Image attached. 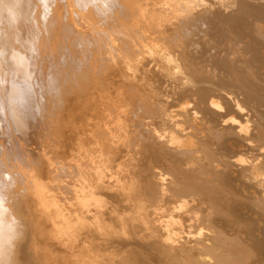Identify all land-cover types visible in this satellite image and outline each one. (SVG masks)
<instances>
[{
  "label": "bare ground",
  "instance_id": "bare-ground-1",
  "mask_svg": "<svg viewBox=\"0 0 264 264\" xmlns=\"http://www.w3.org/2000/svg\"><path fill=\"white\" fill-rule=\"evenodd\" d=\"M190 1L191 0H0V264H51V262L53 263L56 260L58 262V259L64 261L66 264H97L93 262V260H95V257L93 258L92 254L98 251V247L94 246L96 242L93 240L92 236H95L96 239H99V236L108 235V234H109L108 236H111V240L109 239L112 244L111 252L114 253V252L122 251L126 253L127 256L125 257V259L127 261V264H149V261L151 259L150 255L155 254L153 251L154 246L158 244L161 247L160 249L165 253V257H166L165 259L167 260V264H259L261 262H264V256L262 255L261 256L263 259L258 258V257H256V259L253 258L254 253H252L253 251L249 249L250 246H248L249 247L248 248L246 244L242 242V240L239 239L238 234L240 233L235 235V232L231 234L230 232H228V230H226V227L229 226V224L233 221L235 217L234 214L231 215L230 212L228 211L229 210L228 206L230 204L229 202L232 200L229 197V195L231 196V194L228 193L229 186L227 187L226 185L224 184L222 185L221 183L215 184L216 182L214 183V181L209 177V175L208 176L207 175L205 176L204 174L202 175V173H207L208 171H212L213 175H215L213 171H216V172L218 171L217 164H219V163H215L216 160L220 158L221 154L223 153L225 154V152H227L229 149L234 148V145H233L235 142L234 139H240L242 136H245L249 133L250 136L248 135H247L248 137L246 136L247 137L246 141L247 140L253 141L257 139L263 142L264 141V130H263L264 119L261 116H258V117L256 116L257 123L256 124L253 123L255 125L254 129L252 128L253 131L248 132L249 130L247 131V129L245 128L246 124L249 121L248 118L243 119L241 115L239 116V114H236L238 116H234V113H232L233 115H230V116H224L223 115L224 113L220 112L224 117L222 116L223 118L222 119L217 114L219 117L217 118L218 119L221 118L220 122L222 123V125L224 126L227 125V127L225 126V128H222L223 131H221L224 133V135L220 134L222 135V137H220V135L218 134L214 135L213 137H211V140H209L211 142L209 141L204 142L203 141L204 138L203 139L201 138L202 142L200 144H198L200 140L198 142L194 141L198 145H196V147L194 148L191 147L192 149L188 150L189 152V154L187 155L188 157L183 159L182 156H180L181 159L184 160V162L187 159L186 160L187 163L185 166H182L184 165L182 164L183 162L181 164L177 163L176 158L174 159L175 162L169 161V159L173 157L171 156V152L169 151L168 153H170L169 156L171 157L167 159L168 161H166V166H165L167 169L166 172L162 173L161 171L159 172V171H156L157 169L153 170L152 168L153 175L151 178L148 177V179H144L143 181L140 178L141 180L140 182H133V181H130L129 179L128 184L130 185V190L132 194H130V196H127V197L126 195H123L125 203L123 206L124 208L122 207L125 211L127 212L129 211V217L124 214L125 217L121 218L120 224L118 225L121 228L120 232H118L116 228L113 229L111 227L113 231L111 232L105 231L104 233V229H106L105 228L106 223L104 224L102 210L98 209L97 207L93 209H91L92 207L90 208L92 204H95V205L97 204L96 200L93 198L94 197L93 193L89 191V188L94 186V183L92 181L96 179L97 174L94 172L93 170L94 168H91L90 166L91 164L89 165L86 163L89 160V158H86V156H81L80 154H77V155L75 154L73 156L71 155L70 161H67L66 163H64L63 172L61 174H63V181L65 184L64 185L65 189L61 187L64 190L63 196L61 198L58 195L52 193V188L50 187L49 184L44 183L43 181L44 178L41 177L40 172H39V170H41V168L43 167L42 169L43 171L41 170L43 174L42 173L41 174L45 175L44 176L45 179H48L51 175L50 160L47 155L49 154V152L46 153V151L44 150L45 145L44 147H42V145L34 146L35 145L34 143L36 141L39 144L40 135H38L37 132L41 129L40 128L39 130H37L39 126H36V125H39V121H40L37 119V116L40 114L39 115L40 118H42L44 124H46L48 121L50 122L52 116L54 118L57 111L58 112L61 111V113L64 112V114H67L71 112L72 109L75 108L73 106L75 103L74 100L78 99V97L81 94L85 95V97L90 98L91 101L95 100V102L97 101V103L101 102L100 100L105 97H102L100 94L97 95V91H96L97 87L99 86V84H101V86H103V83L107 84L105 81L107 78L108 79L110 78L109 74L113 73V71L115 70V66L116 68L118 67L117 66V64H119L118 61L123 62L125 67L128 69L131 67L130 62L132 60H136V59L138 60V56H144V55L148 56L149 55L151 60H156V54L163 47H165L166 40H168V38L170 37L169 34H166L167 30L174 31L176 30V28L182 26L184 24L183 22H186L185 24L187 25V21L191 19L193 15L196 14L194 12L196 7L191 6ZM259 1L260 0H258V2ZM256 4H258L257 6L260 5L259 3H256ZM251 6H254V5H250V7L249 6L247 7L249 8L250 11L254 10V8H257L254 10L256 11V14L260 12V15H264L263 14L264 11L263 13H262V10L258 11L260 10V8L261 9L264 8V6L262 7V5H260L261 6V7L259 6L260 8L254 6L253 9ZM220 7L222 6L220 5ZM240 8H242V6H240ZM245 10L248 11V9H245ZM241 12H243V10ZM239 14L240 13L238 12V15ZM242 15H239V16L242 17ZM236 16L234 18H236ZM247 17L251 18L250 15H248ZM188 22H190V20ZM236 25H237V22H236ZM238 30H241V26L238 27ZM177 33H179V31H177ZM245 33L246 32H244V35ZM235 40L238 41L237 39ZM235 40H232V43ZM171 42L175 43V39H172ZM172 43H171L172 45L171 47H173ZM236 43H235V46L237 47ZM217 44L218 43H216V45ZM209 45L211 46V44ZM251 45L252 44H250V46ZM248 47H249V44H248ZM231 49H230L231 51L236 50V49L233 50V48ZM223 50L225 53L226 50L225 49ZM202 51L207 52V50L204 51L203 48H202ZM220 51L221 50L217 51V55L219 56H220V53H223ZM168 52H167L168 56L165 59L166 63L162 61L163 62L162 65L164 69L165 67L168 69L167 62L169 61L176 62V58H173V55H172V52H174V50L169 49ZM218 52L220 53L218 54ZM252 52H253L252 56L255 61H262V57H261L262 54L260 55V51H259V54L255 50L254 51L252 50ZM204 56H205V53H204ZM223 56L225 59V54ZM202 58L204 59L203 56ZM222 58L223 57H221L219 60V63H220L219 66L222 65V62H221ZM227 58H226V61H227ZM148 59H146L145 62H147ZM203 61H206V60H203ZM226 61L223 64L229 65L228 63L229 60L228 62ZM148 62L151 63L152 61H148ZM214 62L215 64L217 63L216 65H218V62L216 61ZM159 64L161 63L159 62ZM211 64L209 63V65ZM223 66L224 65H222V67ZM183 67L185 68L189 66H183ZM216 67L217 69L220 68L218 66ZM222 67H221L222 70L226 69ZM217 69L215 68V70ZM129 70L131 71V69ZM129 70L127 71L130 72ZM137 70L135 69V71ZM209 70L211 71L212 69H209ZM230 70L233 71V69H230ZM189 71L190 70H188V72ZM234 71L236 72L235 69ZM180 73L184 74L182 70ZM138 74L139 73H137L138 78H139V75L141 77L142 74H139V75ZM145 74H146V71H145ZM191 74H193V76L195 75L197 79H200L196 81H198L200 85L202 84V86H200L201 87L200 89L198 90L196 89L197 90L196 92L194 90L195 92L194 96H196L199 99L197 100L198 104L199 102L200 104H205L206 109L208 108L207 112L209 111L208 113H210V115L214 117V112H216L217 110L214 111L212 114L211 109L213 110L216 108L217 106L216 101L212 97H207L206 95L209 92L208 90L211 91V89H213V86L207 84V81L203 79L204 77H206L204 76V73H196V72H193L192 70ZM211 74H213V72ZM228 74L229 72H227L226 76H229ZM119 75L120 76L122 75L123 77L124 72L122 70L119 71ZM221 76L222 74L220 75V77ZM230 76H229L230 79H232V76H233V79H235L234 74H231ZM124 77H127V76L124 75ZM144 78H143V81H144ZM226 78L227 77H225L224 79L228 81ZM218 79H220L221 81V78H218ZM135 80H137V78ZM139 81L140 80L138 79L137 84L139 83ZM247 81H249V79ZM135 82L136 81H134V83ZM208 82L210 83V81ZM111 85L108 84V86H111ZM120 85L121 84H119V86ZM135 87H138V86H135ZM217 87H214V89L216 88L215 89L216 91H217ZM255 87H257V84L255 86L253 84L252 86L251 84L245 83L242 86V89L246 93V95L257 98L259 102L262 100L263 96L261 97L260 92H259L260 86L258 90ZM146 90H147V93L144 94V96L139 98L140 102L138 101L139 103L137 107L140 110H142L143 113L148 114L149 116L150 115L154 116L155 114L159 115L157 113H160V112L162 114V111H160L161 107L159 105L161 104L159 103L161 101H158V98H159L158 95L160 93L157 94L158 91L156 92V89L152 86V83L151 85L149 84L148 89ZM238 90H239V87H238ZM191 91L189 92L190 94H192ZM221 92L223 93V90H221ZM225 93L226 92L224 91V94ZM227 95L228 94H225V99H227L226 98ZM95 96H98V99L95 98ZM227 97L229 99V95ZM70 100H71L70 103L73 104V105L71 104L72 106H70V103H68ZM63 101H65L66 104ZM61 102H63V104ZM87 102H86L85 107L87 106ZM237 102L236 104L234 103L235 108L233 109V111L235 110L241 113V106L238 104L239 102L238 103ZM101 104L102 103H100L99 105ZM198 104L196 103V105ZM78 105H80V103H78ZM81 106H82V103H81ZM226 106H224L225 109L223 108V112L226 110L227 108ZM79 107L80 106H78L77 110H79L78 112H81L82 110L80 111ZM171 107L174 109L173 106ZM228 107H231V106L229 105ZM106 108L109 109L110 106L109 107L107 106ZM112 110L114 111V108H112ZM252 110L254 109L252 108L250 112H252ZM74 111L73 113H75ZM177 113L175 115H177ZM253 113H250L249 115ZM79 114H82V113H79ZM57 115H58L57 117L55 116L56 119L59 117L58 113ZM74 115H75L74 117H77V118L79 117V115L77 116L76 113ZM166 115H167V112H166ZM180 115L182 116V114ZM196 115H197V112L196 111L193 112L192 115L190 116L191 117L190 121L194 120V117H196ZM200 115L202 114L200 113ZM225 115H228V114H225ZM102 116L105 117L106 115L102 114ZM208 116L209 114L207 115V117ZM244 116L246 115H244V111H243V117ZM253 116L255 115L253 114ZM166 117L168 118V116ZM148 118H150V121L151 119L153 120L152 116ZM197 118L198 117H196V119ZM65 119L66 118L64 117L63 119L64 121H62V123L63 122L65 123ZM79 119L80 118H78V120ZM164 119L165 117L162 119L163 122L161 121V119H159L160 121L158 120L159 123L156 121L157 124H161L163 125V127H165L167 125L166 124L167 121L164 126ZM183 119H184V115H183ZM142 120H144V118H142ZM184 120L186 121L187 119H184ZM72 121L74 122V120ZM178 121L179 122L176 123V125L180 123L181 119ZM151 123H152L151 125H153V121ZM202 123H203L202 125L199 123L198 124L201 125L203 128V125L205 126L204 124L205 122L203 121ZM146 124H150V123H146ZM187 124L189 125V123ZM192 124L197 125L195 123H192ZM207 124L209 123H206V125ZM154 125H155L154 127H156V123ZM215 125H214L215 129L219 128V127L216 128ZM34 127H37L36 130H34ZM167 127H169V125ZM148 128L149 126L147 127V129ZM186 128L189 129V127H186ZM245 129L248 133H246L245 131V135H243V132ZM165 130H168V128L166 129L165 127ZM184 130H185V127H184ZM184 130L182 131L185 132ZM187 130L186 132H188ZM64 131H65L64 133H66L67 130H64ZM169 131H171V133L174 134V132H172V129ZM160 132L158 131V133ZM177 132L179 133L178 129H177ZM217 132H220V131L218 130ZM182 133L181 134L179 133V134L182 135ZM108 134H110L109 131H108ZM196 134L197 133H195V135ZM212 134H213V131H212ZM67 136L69 137V135ZM150 136H153V135L150 134ZM161 136L159 135V137ZM168 136L169 135L167 133L165 137L168 138ZM186 136H187V133H186ZM178 137L179 135L178 136L172 135V137L169 138L170 141L166 140V141H169V145L168 144L167 145L170 147H174L178 143H183L185 141V140H182L183 138H178ZM196 137L198 136L196 135ZM205 137L207 138V136ZM66 139L68 138L65 137L64 140ZM199 139H200V136H199ZM231 139L234 140V142L231 141L233 144L230 143ZM120 141H123V140H120ZM159 141L162 142L161 139ZM166 141L165 143H163L164 146H166L165 145ZM37 142H36V145H37ZM213 142L216 143L217 150H213L212 148L213 146L210 147V145ZM147 143H148V140H147ZM145 144L146 143H144V145ZM156 144H161V143H156ZM141 145L142 147H144L143 143ZM191 145H194V144H191ZM164 146L162 147L163 149H165ZM139 147L141 146L139 145ZM147 148L150 149V145L149 147L147 146ZM67 149L69 148H66V151ZM163 149H162V152H163ZM166 149L168 148L166 147ZM214 149L216 148L214 147ZM263 149L264 148H262V151ZM173 150L176 151L175 149ZM148 151H151V150H148ZM178 152H180V154L182 153L181 150ZM68 153L69 152H66V154ZM147 153H150V152H147ZM164 153L165 151L163 152V154ZM236 154L238 155V153ZM149 155L150 154H147V156ZM156 155L158 157L156 158L161 161L162 156L157 153ZM153 156H154V153H153ZM183 157H185V155ZM148 159H151V158L149 157ZM220 159L219 160L222 162L223 158H220ZM146 161L148 160L146 159L145 162ZM155 163H154V166L156 165ZM160 165H163V163L162 164L160 163ZM194 165H197V167L195 166L196 167L195 168ZM219 167L221 168V166ZM200 169H202L203 171H201ZM166 173H170L171 176L169 177V175H167ZM208 173L210 174V172ZM220 173L222 172L220 171ZM61 174L60 176H62ZM15 175L17 177L19 176V178L21 179L19 180L17 178L18 180H16ZM217 178L220 179V177H217ZM222 179H220L221 182H222ZM53 181L55 182V180ZM224 181H223L224 183L227 182L228 184L229 180L226 181L224 179ZM58 187H60V185ZM127 189L129 188L127 187ZM187 197H190L193 201H195V203L197 202V204L198 202H201V204L208 203L214 209L213 210V212H215L214 217H216V214H218V216L219 214H222L223 218L221 220L223 223H220L222 224V226L220 225L219 227H215V224H214L215 218L213 217V215L211 216L208 213L203 214L204 215L203 217H199L198 214L194 211V209H198V206H200V203L198 204L197 208L194 206L189 207L190 206L189 203H188V206H186L188 202L186 200ZM142 200H145L148 203H150L149 206L152 208V210L150 211H152L151 213H153L154 215V217L150 215L152 216V220L150 222H153V219H155L157 221L154 224L155 226H153L152 223H151L152 224L151 226L149 225L150 222H148L146 213L144 212L145 207L143 206L144 204L141 203L143 202ZM260 202L262 205H259V206L261 207V212H262L264 211V204L262 203V201ZM192 204L194 203H191V205ZM185 206L186 208L184 209L183 207ZM181 208H183L184 210H180ZM114 211L121 212V215L123 214L122 209L120 210L119 208L115 207ZM236 216H237V213H236ZM134 220H138L136 224H134L133 222ZM171 220H177V223L179 226L177 227L176 231H174V229L170 225ZM208 223L213 224L214 230H212L210 226H207L209 225ZM33 226L37 228V230L39 231L40 233L39 236L43 235L51 239V240L45 241V243L50 245V247L53 246L57 251L54 249L50 250L49 249L50 247L48 248L45 247L46 249L43 248L44 250L41 248L42 251L40 250L41 253H39L40 255H38V252H36V250L38 251L39 248L44 243L42 241L40 243L41 246L39 245V243L36 244V245H39V248L35 250L33 243H37V241L40 239L36 241L35 240L36 238H35L34 239L35 242L33 241L31 237L32 231L35 234L34 232L35 229L33 230L34 228ZM194 228H196V230H194ZM150 236L153 237L156 242L155 241L150 242L149 240ZM35 237L37 236L35 235ZM145 238L147 239L145 240ZM247 245H250V244H247ZM44 246H47V245H44ZM139 247L142 248L141 252L138 251ZM18 253L21 255L20 257H18ZM62 261H60V263ZM57 262H54V264L55 263L57 264Z\"/></svg>",
  "mask_w": 264,
  "mask_h": 264
},
{
  "label": "rangeland",
  "instance_id": "rangeland-1",
  "mask_svg": "<svg viewBox=\"0 0 264 264\" xmlns=\"http://www.w3.org/2000/svg\"><path fill=\"white\" fill-rule=\"evenodd\" d=\"M190 3H191V6H195L197 8V10L195 8V11H194L196 14L193 15V17L191 19H189L190 22H188L189 20L187 21V25L185 24L186 22H183L184 24L182 26L176 28V30H174V31L167 30L166 34H169L170 37L168 38V40H166L165 47H163L156 54V60H151L148 54H147L148 56L144 55L145 57L144 56H138V60L136 59V60H132L130 62V66L131 67L128 68V69L125 67L123 62L118 61L119 64H117V66L119 68L118 67L116 68V66H115V70L113 71V73L109 74L110 78L109 79L107 78L106 81H105L107 84L103 83V86H101V84H99V86H98V84H97V86H98L97 90H96L97 91V95L100 94L102 97H105V98L100 100L101 102H98L99 104L102 103L101 105H99L97 103V101L95 102V100L94 101L92 100L93 101L92 102L90 98L85 97V95L81 94L83 97L80 95L78 97V99H75L74 100V102H75L74 105L72 103H70L71 100L68 102V103H70V106L73 105L75 107L74 109L71 110V112H69L67 114H64V112L61 113V111H59V112L57 111V113L59 114L58 118H60V119L57 118L58 119L57 120L55 118V116L56 117L58 116L57 113H56L54 118H53V116L51 117L50 122L48 121L46 124H44L42 118H40V116H39L40 114L37 116V119L40 120L39 121V125H36V126H39V128L37 130H39L40 128L41 129L37 132L38 135H40L39 136L40 137L39 138V144L36 141L37 145H36V142H35L34 146L42 145V147H44V145H45L44 150L46 151V153L49 152V154H47V155L49 157L50 167H51V175H50V177L48 179H45V177H44L45 175H42L43 174V172H42L43 171L42 170L43 167L41 165V167H42L41 170L42 171L39 170V172H40L41 177L44 178V180H43L44 183L49 184L50 187L52 188V193L58 195L61 198L63 196V193H64L63 189H65V187H64L65 184H64V181H63V174H61L63 172L64 163H66L67 161H70L71 160V155L73 156L75 154L76 155L80 154L81 156H86V158H89V160L86 163L89 164V165L91 164L90 165L91 168H94L93 170L97 174L96 179L92 181L94 183V186L89 188V191H91L93 193V196H94L93 198L96 200L97 204L96 205L92 204V206H90V208L92 207L91 209H93V208L97 207L98 209L102 210L103 218H104V224L106 223L105 224V226H106L105 228L106 229H104V233H105V231L106 232H111V231H113L114 228H116V230L118 232H120L121 228L118 225L120 224L121 218L125 217L124 214L129 217V211L127 212V211H125L123 209L124 208L123 206H124V203H125L123 195H126V197H127V196H130V194H132V192L130 190V185L128 184L129 183V179H130V181H133V182H140L141 180L143 181L144 179H148V177L151 178L152 175H153L152 174V168H153V170L157 169L156 171H159V172L161 171L162 173L166 172L167 171V169L165 167L166 166V161H168L167 159H169L171 156H173L174 158L171 157L169 159V161L175 162L174 159L176 158L177 163L181 164L183 162L182 164H184V165H182V166H185L186 163H187L186 162L187 159L184 162V160H182L180 156H182L183 159L188 157L187 156L189 154L188 150H190V149L196 147V145L200 144L202 142L203 138H204L203 139L204 142H208L209 140H211V137H213L216 134L224 135V133L221 132V131H223L222 128H225V126L227 127V125L224 126L220 122L223 115L224 116H230V115H233L232 113H234V116H238L236 114H239V116L241 115L243 119L244 118H246V119L248 118L249 121H248V123L245 126L247 131L249 130L248 132H250V131L252 132L253 131L254 126H255L253 123H255V124L257 123L256 116L257 117L261 116L264 119V112H263L264 111V105H263L264 104V90H263L264 89V86H263L264 85V83H263L264 82V56H263L264 55V46H263L264 45V18H263L264 15H260V12L256 14V11H254L255 9H257V8H254V6L260 8L261 7L260 5H262V7H263L264 6V1L260 0L258 2V0H226V1L225 0H191ZM256 3H259L260 7L257 6L258 4H256ZM220 5L222 7H220ZM250 5H254V6H251L252 9L254 8V10L250 11L249 8H247L248 6L250 7ZM240 6H242L243 9L240 8ZM237 8H239V9H237ZM245 9H248V11H246ZM263 9L264 8H262V9L260 8V10H258V11L262 10V13H263V11H264ZM238 10H240V11H238ZM242 10H243V12H241ZM237 11L240 13L239 15L243 14L242 17L238 15ZM235 13H237V14H235ZM248 15H250L251 18L250 17L248 18L247 17ZM253 15H255V16H253ZM195 16H196L197 19L195 18ZM235 16H236V18H234ZM252 17H254L255 19L252 18ZM204 21H205V23H204ZM236 22H237V25H236ZM247 23H249V24H247ZM240 26H241V30H238V27H240ZM259 28H261V29H259ZM243 29H244V31H243ZM250 29L251 30L253 29L252 30L253 32ZM177 31H179V33H177ZM244 32H246L245 35L247 33H249V34H247L248 36L247 35L245 36ZM207 33H208V35H207ZM257 33H259V34H257ZM252 36H253V38H252ZM259 38H260V40H259ZM172 39H175V43L171 42ZM214 39L217 40V41H215ZM235 39H237L238 41H236ZM232 40H235V41L232 43ZM255 40H256V42H255ZM185 42H187V43H185ZM228 42H229V44H228ZM236 42H238V43H236ZM171 43L173 44V47H171L172 46ZM216 43H218V44L220 43V44L216 45ZM235 43L237 44V47L235 46ZM246 43L249 44V47H248V44H246ZM209 44H211V46ZM250 44H252V45L250 46ZM213 45H215V46H213ZM218 46H219V48H218ZM210 47H211V49H210ZM246 47H247V49H246ZM251 47H253V48H251ZM202 48H203L204 51L207 50V52H203ZM231 48H233V50L234 49H236V50L231 51L232 50ZM169 49H173L174 50V52H172V55H173V58H176V62H171V61L167 62L168 63L167 64L168 65V69L166 67L164 69V67L162 65V63H163L162 61L165 62V59L168 56L167 52L169 51ZM223 49L226 50L225 53H224ZM244 49H245V51H244ZM219 50H221L220 52H223V53L218 52V54L220 53V56L217 55V51H219ZM252 50L253 51L255 50L256 52L258 50L260 51V55L262 54L261 55L262 61H255L254 60V58L252 56V54H253ZM185 51H186V53H185ZM236 51H238V52H236ZM259 51L257 52L258 54H259ZM187 53H189V54H187ZM200 53H202V54H200ZM204 53H205V56H204ZM215 54L217 55V57H216ZM224 54H225V59H224V56H223ZM198 56H199V58H198ZM200 56H201V58H200ZM202 56L204 57V59L202 58ZM195 57H196V59H195ZM218 57H219V59H218ZM221 57H223L222 60H221L222 65H224L223 67L226 68V69H223V70L221 69L222 65L219 66V64H220L219 60H220ZM132 58H133V56H132ZM226 58H227V61H226ZM146 59H148L147 62H145ZM223 59L226 62H228V60H229V62H228L229 65L223 64L225 62ZM142 60H143V62L145 64L142 62ZM203 60H206V61H203ZM209 60H211V61H209ZM148 61H152V62L150 63ZM155 61H156V63H155ZM214 61L218 62V65H216L217 63L215 64ZM159 62L161 64H159ZM211 62H212V64H211ZM146 63H147V65H146ZM200 63H202L203 65L200 64ZM209 63L211 65H209ZM182 65L183 66H189L190 69H189V67H185L184 68ZM150 66H152V67H150ZM194 66H195V68H194ZM205 66H206V68H205ZM216 66H218L220 68L217 69ZM139 68H141V69H139ZM215 68L218 70V72H217V70H215ZM129 69H131L132 72ZM135 69L136 70L138 69V70L135 71ZM191 69L193 70V72H196V73H204V76H206V77H204L203 79H205V81H207V84L213 86V89H211V91L210 90H208L209 92L206 91V92H208L206 95H207V97H212L216 101V104H217L216 108L217 109L216 108L213 109V110L211 109L212 114H213L214 111L217 110L216 112H214V117L212 115H210V113H208L209 111L207 112L208 108L206 109L205 104H200V102L198 104L197 100H199V99L196 96H194L195 92L198 89L201 88L200 86H202V84L200 85V83L198 81H196V80H200V79H197V77H195V75L193 76V74H191V72H192ZM209 69H212V70L210 71ZM230 69H233V71L230 70ZM234 69L236 70V72L234 71ZM116 70H117L118 73L116 72ZM121 70L124 72V75L127 76V77H124V75H123V77H124L123 78L122 75L121 76L119 75V71H121ZM127 70H129L130 72H128ZM181 70H182V72L184 74L180 73ZM188 70H190V71L188 72ZM145 71H146V74H145ZM210 72L211 73L213 72V74H211ZM227 72H229V74H228L229 76L231 74H234L235 79H233V76H232V79H230L229 76H226ZM137 73L142 74V75L144 74V75L143 76L141 75V77H140V75L138 74L139 75V78H138ZM218 73H220V74H218ZM208 74H209V76H208ZM217 74H218V76H217ZM221 74H222V76L220 77ZM144 76H145V78H144ZM211 76H213L214 78L211 77ZM216 76L218 78H221V81ZM224 76L227 77L226 79L228 81H230V82L226 81L224 79L225 78ZM134 77H135V79L137 78V80H135ZM142 77L144 78V81H143ZM193 77L195 78V80H194ZM132 79H134V80H132ZM138 79L140 81L137 84ZM248 79H249V81H247ZM126 80L128 81V83H127ZM141 80H142V82H141ZM134 81H136V82L134 83ZM208 81H210L211 84ZM231 81L232 82L234 81V82L232 83ZM239 81H240V83H239ZM194 82L195 83L197 82L196 83L197 85ZM111 83H112V85H111ZM140 83H142L144 85H142ZM151 83H152V86L156 89V92L158 91L157 94L160 93L158 95V97H159L158 101H161V102H159V103H161L159 105L161 107L160 111H162V114L160 112V113H157L159 115L155 114L154 116L153 115L149 116L148 114L143 113V111L140 110L137 107L138 103L140 102L139 98L144 96V94L147 93L146 89H148V86H149V84L151 85ZM245 83L251 84L252 86H253V84H254V86L257 84V87H255L257 90L259 89V86H260L259 92H260L261 97L263 96L261 101L258 102L257 98L246 95V93L242 89V86ZM261 83H262V85H261ZM108 84L111 85V86H108ZM119 84H121V85L119 86ZM189 84H191V85H189ZM135 86H138L139 89H138V87H135ZM141 86H142V88H141ZM214 87H217V91L215 90L216 88L214 89ZM234 87H235V89H234ZM238 87H239V90H238ZM110 88H112V89H110ZM194 90H195V92H194ZM221 90H223V93L221 92ZM190 91H191L192 94L189 93ZM224 91L226 92L225 94L229 95V99L227 97L228 95L226 96L227 99H225ZM261 93H263V94H261ZM174 94H176V95H174ZM223 94H224V96H223ZM107 95H108V97H107ZM192 95H193V97H192ZM79 98H81V99H79ZM95 98L98 99V96H95ZM82 99H84V100H82ZM85 100H86V102L88 101L86 107H85V105H86ZM65 101H63V102L66 104ZM63 102H61V103L63 104ZM163 102H165V103H163ZM236 102L241 106V113L237 112L235 110L233 111V109L235 108ZM78 103H80V105H78ZM81 103H82V106H81ZM83 103H84V105H83ZM196 103L198 105H196ZM59 104H60V102H59ZM229 105L231 107H228ZM78 106H80L79 109H80V111L82 110L81 112H78L79 111V110H77ZM93 106H94V108H93ZM107 106L108 107L110 106V108L109 109L106 108ZM171 106H173L174 109ZM224 106L229 108V109L226 108V110H225L226 113H225V111L223 112V108L225 109ZM250 107H251V109L252 108L254 109V110H252V112H250V110H251ZM112 108H114V111L112 110ZM166 108H167V110H166ZM168 108H170V109H168ZM164 109H165V111H164ZM100 110H102V111H100ZM247 110L250 113H253L254 111H256V112L253 113L255 116H253V114L249 115L250 113ZM73 111L76 113L77 116L79 115V117H78V118H80L79 120H78L77 117H74L75 113H73ZM175 111H176V113L177 112L178 113L180 112V113L179 114L177 113V115H175L176 114ZM195 111L197 112L198 116L196 115V117H198V118L196 119V117H194V120H192L193 121L192 122V121H190L191 120L190 116ZM243 111H244V115H246L247 117L246 116L243 117ZM245 111H247L248 113L245 112ZM166 112H167V115H166ZM220 112L224 113V114L222 115ZM257 112H259V113H257ZM79 113H82V114H79ZM83 113H84V115L85 114L86 115L84 116ZM200 113L202 115H200ZM205 113H206V115H205ZM207 113L209 114L208 117H207V115H208ZM229 113H231V114H229ZM102 114L106 115V116L103 117ZM180 114H182V116ZM217 114L219 115V117H221L220 119H218L219 117H218ZM220 114H221V116H220ZM225 114H228V115H225ZM81 115H83V116H81ZM163 115L165 117L164 126H165V123L167 121V123H166L167 125L165 127H166V129L168 128V130H165V127H163V125L157 124L159 119H161V121L163 122V120H162L164 118ZM183 115H184V119H187L186 121L183 119ZM72 116H73V118H72ZM147 116L148 117L152 116L153 120L151 119V121H150V118H148ZM166 116H168V118ZM172 116H174V117H172ZM64 117L66 118L65 119V123L64 122L62 123V121H64L63 120ZM81 117H83V118H81ZM170 117L174 118L175 120L170 118ZM215 117L216 118L218 117V118L216 119ZM142 118H144V120H142ZM199 118H200V120L202 122L203 121L205 122L204 123L205 126L203 125V128L201 126L203 123L199 120ZM207 118H209V119L211 118L210 119L211 122ZM180 119H181V121H180L179 124H181V125H179V124L176 125V123H178L179 122L178 120H180ZM195 119H196V121H195ZM212 119H213V121H212ZM214 119H216V120H214ZM54 120H56V121H54ZM72 120H74V122ZM168 120H170V121H168ZM183 120H184V122H183ZM206 120L209 121V122H207ZM152 121H153V125H151ZM214 121H216V122H214ZM218 121H219V123H218ZM162 122H160V123H162ZM190 122H191V124H190ZM141 123H143V124H141ZM146 123H150V124H146ZM155 123H156V127H154ZM185 123L186 124L189 123V125L188 124L186 125ZM192 123H195L197 125H194ZM198 123L201 124V125H199ZM206 123H209V124L211 123V124L210 125L209 124L206 125ZM184 124H185V126H184ZM168 125H169L170 128L167 127ZM173 125H175V126H173ZM214 125H215L216 128L219 127L217 129L220 132H217L218 130L214 128ZM146 126L147 127L149 126V128L147 129ZM184 127H185V130H184ZM186 127H189V129L186 128ZM208 127H209V129H208ZM36 128L37 127H34V130H36ZM163 128H164L165 131L163 130ZM176 128L178 129L180 134L183 132L182 130H184L186 132V130L188 129L187 130L188 132H186L187 136H186V133L183 132L182 133L183 137H182V135H180L177 132ZM190 128H191V130H190ZM52 129H54V130H52ZM159 129H161V130H159ZM171 129H172V132H174V134L176 136L179 135L178 138H183L182 140H185V141L183 143H178L174 147L168 146L169 145V141H170L169 138H171L172 135L175 136L173 133H171V131H169ZM202 129H203V131H202ZM246 129L244 130L243 135H245ZM64 130H67L66 133H64L65 132ZM107 130L109 131L110 134H108ZM153 130L155 132L156 131L157 132L155 133ZM263 130H264V128H263ZM158 131L159 132L161 131L160 133L161 134L163 133L164 135L162 134V136H164V137L168 133V135H169L168 138L167 137H165V138L162 137L161 134L158 133ZM162 131H164V132H162ZM212 131H213V134H212ZM247 131H246V133H248ZM73 132H74V134H73ZM176 133H178V134H176ZM195 133H197L196 135L198 137H196ZM66 134L69 135L70 139H69V137ZM150 134L153 135V136H150ZM138 135H139V137H138ZM159 135L162 138L159 137ZM203 135L207 136V138L205 136H203ZM222 135H220V137H222ZM247 135L250 136L249 133ZM247 135L242 136L240 139H234L235 142H234L233 139L230 140V143L234 142V144L232 143L234 145V148H233L234 150L231 148L227 152H225V154L224 153L221 154L220 158H223L222 162L220 161L221 160L220 158H219L220 160L219 159L216 160L215 163H219V164H217V167H218L217 170L218 171L217 172L213 171L215 175H213L212 171H208V172H210L211 175L208 172L207 173H202V175L203 174L205 176L209 175V177L214 181V183L216 182L215 184H220L221 183L222 185L224 184L227 187L229 186V192L228 193L231 194V196L229 195V197H230V199H232L231 200L232 202L231 201L229 202L230 204L228 206V209H229L228 211L230 212L231 215L234 214L235 217H234L233 221L229 224V226L226 227V230H228V232H230L231 234L235 232V235L240 233V234H238L239 235V239L242 240V242H244L247 247L250 246V248L249 247L248 248L251 251H253L252 252V253H254L253 254V256H254L253 258L256 259V257H258V258L263 259L262 256H264V211L261 212V207L259 205H262L260 201H262V203L264 204V197H263V195H264V184H263L264 183L263 182L264 181V149L262 151V148H264V141L262 142L261 140H257V139H256L257 141L256 140H253V141L247 140L246 141V138L248 137ZM199 136H200V139H199ZM209 136H210V138H209ZM65 137L68 138V139H66L67 141L64 140ZM141 137H143V138H141ZM242 138L245 141H243ZM71 139L72 140L74 139L73 140L74 143H73V141ZM151 139H153V140H151ZM160 139H161L162 142L159 141ZM196 139H198V140H196ZM206 139H207V141H206ZM40 140L42 141V143H41ZM120 140H123V141H120ZM147 140H148V143H147ZM166 140H169V141H166ZM82 141H83V143H82ZM137 141H138V143H137ZM165 141H166V144H165L166 146H164V144H163V143H165ZM194 141H196V142L199 141V143L197 144ZM85 142H86V144H85ZM209 142H211V141H209ZM61 143H62V145H61ZM142 143H143L144 147H142V145H141ZM144 143H146V144L144 145ZM156 143H161V144H156ZM83 144H85V145H83ZM191 144H194V145H191ZM68 145H69V147H68ZM139 145L142 148L139 147ZM149 145H150V149L147 148V146L149 147ZM156 145H157V147H156ZM163 146H164L165 149L162 148ZM241 146H242V148H241ZM138 147H139V149H138ZM166 147L168 149H166ZM210 147H212L213 150H217V145H216L215 142H213L210 145ZM214 147L216 149H214ZM66 148H69V149H67V151H66ZM143 148H145V149H143ZM156 148H157L158 151L156 150ZM238 148H239V150H238ZM146 149L151 150V151H148ZM162 149H163V152L165 151L164 154L162 152ZM173 149H175L176 151H174ZM139 150L141 151L142 154L140 153ZM180 150L182 152L181 153L182 155L180 154V152H178ZM51 151H52V153H51ZM138 151H139L140 154L138 153ZM169 151L171 152V156H169L170 155V153H168ZM66 152H69V153L66 154ZM147 152H150V153H147ZM151 152H152V154H151ZM172 152H173V154H172ZM153 153H154V156H153ZM156 153L162 156L161 161L159 159H157L158 157H157ZM236 153H238V155ZM145 154H146V156H145ZM147 154H150L151 156L150 155L147 156ZM165 154H166V156H165ZM232 154H233V156H232ZM134 155H136V156H134ZM184 155H185V157H183ZM261 155H262L263 158L261 157ZM167 156H169V157H167ZM55 157H57V158H55ZM145 157L148 160L146 162H145V160H146ZM149 157L151 159L153 157L152 160L154 162L151 159H148ZM154 157H155V159H154ZM228 158H230V159H228ZM143 159H145V160H143ZM179 159H181V160H179ZM256 159H258V160H256ZM130 161H131V163H130ZM178 161H180V162H178ZM223 161H224V163H223ZM159 162L161 164L163 163V165H160ZM149 163H151V164H149ZM154 163L157 166L156 165L154 166ZM141 166L143 167L144 170L142 169ZM162 166H164V167H162ZM195 166L197 167V165H194V167ZM219 166H221V168ZM225 166H226V168H225ZM232 167H234V168H232ZM246 168H247V170H246ZM93 170H91V171H93ZM200 170L203 171L202 169H200ZM219 170L222 173H220ZM142 172H143V174H142ZM60 174L62 176H60ZM166 174L169 175V177L171 176L170 173H166ZM239 174H240V176H239ZM217 177H220V179L223 178L222 182ZM17 178L19 180L21 179V178H19V176L18 177L16 176L15 179L18 180ZM56 178H57V180H56ZM140 178H141V180H140ZM224 179L226 181L229 180L228 181L229 185L227 184V182L224 183L225 182ZM234 179H235V181H234ZM53 180H55V182ZM7 183H8V181H7ZM9 183H10V181H9ZM57 185L58 186L60 185V187H58ZM53 187H54V189H53ZM127 187L129 189H127ZM189 198L190 197L186 198V200L188 201L186 206H188V203L190 205L189 207H193L194 206V207L197 208L199 203H200V206L202 205L201 207L198 206V209H194V211L198 214L199 217H203L204 216L203 214H205V213L206 214L208 213L211 216L213 215V217H214V214H215V212H213L214 209L208 203H202L201 204V202H198V204H197V202L195 203V201H193L191 198H190L191 199L190 200ZM142 201L143 202H141V203L144 204L143 206L145 207L144 212L146 213L148 222H150L152 220V216L154 217L153 213H151L152 211H150V210H152V208L149 206L150 203H148L145 200H142ZM191 203H194V204L191 205ZM235 205H236V207H235ZM186 206L183 207V208L185 209ZM115 207L119 208L120 210L122 209L123 210V214L121 215V212L114 211ZM230 207H231V209H230ZM256 207H258V208H256ZM183 208H181L180 210H184ZM208 210H210V211H208ZM83 211H85V210H83ZM236 213H237V216H236ZM239 214H241L242 216L239 215ZM150 215H152V216H150ZM219 216H218V214H216V217H214L215 218L214 219L215 220V222H214L215 227H219L220 225L222 226V224H220V223H223L222 220H221L223 218V215L219 214ZM105 219H107V220H105ZM137 221L138 220H134L133 221L134 224H136ZM153 222H150L149 225L151 226L153 224V226H155L154 224L157 221L155 219H153ZM208 224L209 225H207V224L206 225L210 226V228L212 230H214L213 224L212 223H208ZM170 225L174 229V231H176L177 227L179 226L178 223H177V220H171L170 221ZM34 229H35V231H34L35 234L32 231V236H31L33 241L35 242V240L37 241L38 239H40V240L37 241V243H33L34 244L33 246H34L35 250L37 248H39V245H40V243L42 241L44 243V244H42L43 247L40 245L41 247L39 248V250L38 251L36 250V252H38V255H40L39 253H41L43 248L46 249L45 247H47V248L50 247V245L45 243V241H48V240H51V239L49 237H47V236H43V235L39 236L40 233L37 230V228L34 227L33 230ZM194 230H196V228H194ZM35 235L37 237H35ZM108 235H101V236H99V239H96L95 236H92L93 240L96 242L94 246L98 247V251H96L95 253L93 252L94 254H92L93 258L95 257V260H93V262L97 263V264H127V261L125 259V257L127 256L126 253H124L122 251H120V252L119 251L118 252H114L113 251L114 253L111 252L112 251V244L110 242L111 236H108ZM146 239L147 238H145V240ZM149 240H150V242L155 241L154 238L151 237V236L149 237ZM247 241H248V243H247ZM38 243H39V245H36ZM247 244H250V245H247ZM44 245H47V246H44ZM106 248H108V249H106ZM160 248L161 247H160L159 244L154 246L153 251H154L155 254L154 255H150L149 254L150 258H151L150 261H149V264H167V260L165 259L166 258L165 257V253ZM49 249L50 250H53V249L56 250L53 246H51ZM99 251H101V252H99ZM102 251H103V253H102ZM138 251L141 252L142 248L139 247ZM20 256L21 255L18 253V257H20ZM110 256H111V258H110ZM60 261H62V260L58 259L59 263L57 262V260L54 261V262H57V264H62L64 262V261H62L60 263ZM54 262L53 263L51 262V264H54ZM259 264H264V262H261Z\"/></svg>",
  "mask_w": 264,
  "mask_h": 264
}]
</instances>
